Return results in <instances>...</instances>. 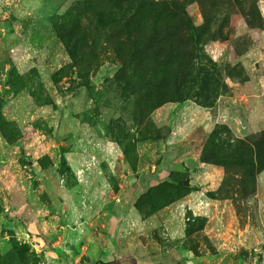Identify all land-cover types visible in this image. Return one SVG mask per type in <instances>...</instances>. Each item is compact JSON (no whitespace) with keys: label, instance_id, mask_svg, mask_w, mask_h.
Segmentation results:
<instances>
[{"label":"rangeland","instance_id":"1","mask_svg":"<svg viewBox=\"0 0 264 264\" xmlns=\"http://www.w3.org/2000/svg\"><path fill=\"white\" fill-rule=\"evenodd\" d=\"M114 254L264 264V0H0V264Z\"/></svg>","mask_w":264,"mask_h":264},{"label":"water","instance_id":"2","mask_svg":"<svg viewBox=\"0 0 264 264\" xmlns=\"http://www.w3.org/2000/svg\"><path fill=\"white\" fill-rule=\"evenodd\" d=\"M27 161H28L29 164H32L31 158L27 157ZM184 183L185 184H189V181L186 180ZM131 259H133L134 261L137 260L135 257H132V256L131 257H117L114 254L112 259H104V258H102V259L97 260L93 264H121L122 262L130 261Z\"/></svg>","mask_w":264,"mask_h":264}]
</instances>
